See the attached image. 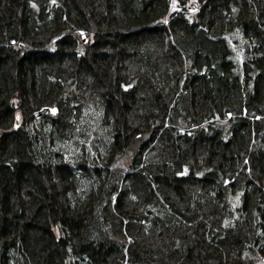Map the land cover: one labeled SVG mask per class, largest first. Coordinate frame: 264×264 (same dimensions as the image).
<instances>
[{
  "label": "trees",
  "instance_id": "16d2710c",
  "mask_svg": "<svg viewBox=\"0 0 264 264\" xmlns=\"http://www.w3.org/2000/svg\"><path fill=\"white\" fill-rule=\"evenodd\" d=\"M151 263L264 264V0H0V264Z\"/></svg>",
  "mask_w": 264,
  "mask_h": 264
},
{
  "label": "water",
  "instance_id": "95a60500",
  "mask_svg": "<svg viewBox=\"0 0 264 264\" xmlns=\"http://www.w3.org/2000/svg\"><path fill=\"white\" fill-rule=\"evenodd\" d=\"M88 22V32L94 33L97 32L98 27L96 23L91 19L87 18ZM62 37L53 39L47 46H46V51L48 53H53L55 50L56 44L61 40ZM24 51L29 52V51H34L33 48L30 47H23ZM174 99V94H171L169 97L164 98L163 104L165 108H169L171 105L172 100ZM49 112L48 108H44L34 114L35 118H39L44 116L46 113ZM150 136L148 134H142L139 135L138 137H135L128 145V149L131 151L133 156H136L137 152L139 149L143 148L149 141ZM128 164H116L112 166V169L118 173H125L127 171ZM154 264V263H151Z\"/></svg>",
  "mask_w": 264,
  "mask_h": 264
},
{
  "label": "rangeland",
  "instance_id": "374dc122",
  "mask_svg": "<svg viewBox=\"0 0 264 264\" xmlns=\"http://www.w3.org/2000/svg\"><path fill=\"white\" fill-rule=\"evenodd\" d=\"M177 10V4L176 3H173V5H172V10L171 11H176ZM191 11H194V9L193 10H191ZM84 37V40H86V39H88V37H85V36H83ZM87 42V41H86ZM19 118V117H18ZM126 162H128V160L125 158V159H123V158H119V159H117V161H116V163L117 164H124V163H126Z\"/></svg>",
  "mask_w": 264,
  "mask_h": 264
},
{
  "label": "snow or ice",
  "instance_id": "6c2138e0",
  "mask_svg": "<svg viewBox=\"0 0 264 264\" xmlns=\"http://www.w3.org/2000/svg\"><path fill=\"white\" fill-rule=\"evenodd\" d=\"M80 35L83 37L84 36V33H81Z\"/></svg>",
  "mask_w": 264,
  "mask_h": 264
}]
</instances>
